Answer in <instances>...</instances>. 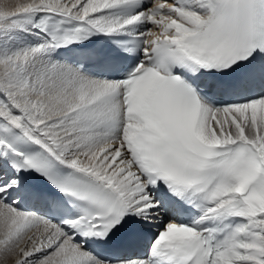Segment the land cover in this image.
<instances>
[{"label": "snow or ice", "instance_id": "1", "mask_svg": "<svg viewBox=\"0 0 264 264\" xmlns=\"http://www.w3.org/2000/svg\"><path fill=\"white\" fill-rule=\"evenodd\" d=\"M0 264H264V0H0Z\"/></svg>", "mask_w": 264, "mask_h": 264}, {"label": "bare ground", "instance_id": "2", "mask_svg": "<svg viewBox=\"0 0 264 264\" xmlns=\"http://www.w3.org/2000/svg\"><path fill=\"white\" fill-rule=\"evenodd\" d=\"M13 2H14V0H13Z\"/></svg>", "mask_w": 264, "mask_h": 264}]
</instances>
